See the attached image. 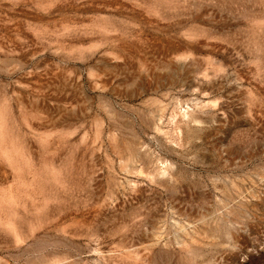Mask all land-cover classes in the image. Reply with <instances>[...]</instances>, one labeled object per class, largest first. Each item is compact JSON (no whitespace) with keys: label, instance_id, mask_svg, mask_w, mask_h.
<instances>
[{"label":"rangeland","instance_id":"obj_1","mask_svg":"<svg viewBox=\"0 0 264 264\" xmlns=\"http://www.w3.org/2000/svg\"><path fill=\"white\" fill-rule=\"evenodd\" d=\"M0 264H264V0H0Z\"/></svg>","mask_w":264,"mask_h":264}]
</instances>
